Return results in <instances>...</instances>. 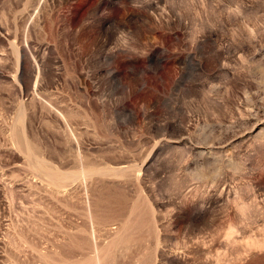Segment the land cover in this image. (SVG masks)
I'll return each instance as SVG.
<instances>
[{
    "label": "rangeland",
    "instance_id": "374dc122",
    "mask_svg": "<svg viewBox=\"0 0 264 264\" xmlns=\"http://www.w3.org/2000/svg\"><path fill=\"white\" fill-rule=\"evenodd\" d=\"M0 264H264V0H0Z\"/></svg>",
    "mask_w": 264,
    "mask_h": 264
},
{
    "label": "water",
    "instance_id": "95a60500",
    "mask_svg": "<svg viewBox=\"0 0 264 264\" xmlns=\"http://www.w3.org/2000/svg\"><path fill=\"white\" fill-rule=\"evenodd\" d=\"M162 62V61H161Z\"/></svg>",
    "mask_w": 264,
    "mask_h": 264
}]
</instances>
